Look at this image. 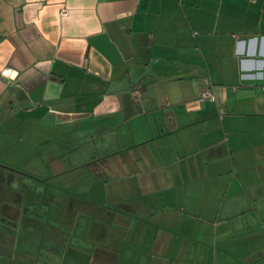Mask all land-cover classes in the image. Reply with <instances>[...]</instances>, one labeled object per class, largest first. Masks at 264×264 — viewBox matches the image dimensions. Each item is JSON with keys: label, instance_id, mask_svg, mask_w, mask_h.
I'll use <instances>...</instances> for the list:
<instances>
[{"label": "crops", "instance_id": "obj_1", "mask_svg": "<svg viewBox=\"0 0 264 264\" xmlns=\"http://www.w3.org/2000/svg\"><path fill=\"white\" fill-rule=\"evenodd\" d=\"M4 68L0 264H264V0H0Z\"/></svg>", "mask_w": 264, "mask_h": 264}, {"label": "rangeland", "instance_id": "obj_2", "mask_svg": "<svg viewBox=\"0 0 264 264\" xmlns=\"http://www.w3.org/2000/svg\"><path fill=\"white\" fill-rule=\"evenodd\" d=\"M4 168H7L5 169L6 172H10L11 168L9 167H6V166H3ZM13 170V169H12ZM30 176V174L28 175ZM33 177V175H31ZM2 179V177H0V180ZM5 181V180H4ZM20 182H18L17 180L15 179H9L7 178V180L5 182H0V188H3L6 190L7 192V195H10L8 196V200L9 201V204L13 206V204H17L13 199H11L13 196H12V193H20L21 195L24 194L26 192V189L29 188L28 186H25V185H22V184H19ZM30 191L32 192H37L38 195H40V193H42V190L40 189H37L35 190L34 188H29ZM47 200V199H46Z\"/></svg>", "mask_w": 264, "mask_h": 264}, {"label": "built area", "instance_id": "obj_3", "mask_svg": "<svg viewBox=\"0 0 264 264\" xmlns=\"http://www.w3.org/2000/svg\"><path fill=\"white\" fill-rule=\"evenodd\" d=\"M62 14H66V10L63 9ZM11 73V69L9 68H4L3 70L0 71V75H7V74H10ZM142 83H139L136 87L133 88L132 90V95L133 96H138L140 95V91H141V88H142ZM233 89L235 90L236 87H233ZM207 99H210V100H213L214 99V95L212 93L211 90L209 89H205L201 92L200 96H199V101H204V100H207Z\"/></svg>", "mask_w": 264, "mask_h": 264}]
</instances>
